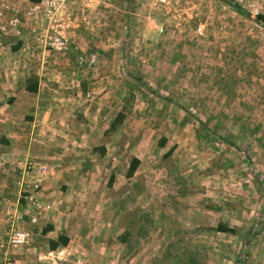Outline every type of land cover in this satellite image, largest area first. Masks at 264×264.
Here are the masks:
<instances>
[{"label": "rangeland", "instance_id": "1", "mask_svg": "<svg viewBox=\"0 0 264 264\" xmlns=\"http://www.w3.org/2000/svg\"><path fill=\"white\" fill-rule=\"evenodd\" d=\"M156 2L79 0L70 15L83 36L120 41L75 63L94 84L113 73V151L148 166L103 192L97 217L119 212L134 246L157 241L144 264H253L264 246V23L230 0ZM72 38L60 54L77 51ZM86 200L82 216L96 211Z\"/></svg>", "mask_w": 264, "mask_h": 264}, {"label": "crops", "instance_id": "2", "mask_svg": "<svg viewBox=\"0 0 264 264\" xmlns=\"http://www.w3.org/2000/svg\"><path fill=\"white\" fill-rule=\"evenodd\" d=\"M78 1L70 3L55 24L62 36L73 37L77 51L60 54L47 48L25 24L22 37L0 33V264H6L8 256L17 264H144L142 252L148 248L151 253L157 244L134 246V234L123 228L119 212L110 211L104 220L97 217L100 195L115 193L117 184H130L148 166L136 156L139 164L129 177L133 161L124 158L121 163V153L113 151L115 131L123 122V115L115 119L105 114L112 98L120 96L113 89V73L106 71L104 82L97 79L94 84L95 76L75 63L81 56L88 61L101 57L100 45L120 43L115 35L102 40L82 35L70 17ZM120 55L125 57L108 51L105 57L115 62ZM88 92L96 94L90 102ZM118 118L122 121L116 124ZM122 147L118 149L125 151ZM28 163L47 172L27 178L23 185ZM37 178L42 182L39 196L51 209L32 224L36 212L28 200V183ZM89 196L96 211L86 210L82 216L79 211ZM16 223L32 234L27 247L7 245ZM253 251L258 254L253 264H264V246L257 243Z\"/></svg>", "mask_w": 264, "mask_h": 264}, {"label": "built area", "instance_id": "3", "mask_svg": "<svg viewBox=\"0 0 264 264\" xmlns=\"http://www.w3.org/2000/svg\"><path fill=\"white\" fill-rule=\"evenodd\" d=\"M25 0H0V33L13 34L17 37L23 36V25L27 26L30 32L43 43L47 48L55 52H64L69 48L68 40L58 33L55 24L58 17L67 9L68 5L75 0H27L28 7L23 4ZM110 1V0H109ZM157 4H166L167 0H157ZM230 3L239 10L246 13L253 20H258L264 16V0H230ZM10 14L7 22L3 19ZM204 26L198 28L200 34L204 33ZM88 93L87 97L90 98ZM47 172L44 167H35L28 163L23 170V185L27 178L39 177ZM28 200L35 210V215L31 216V223L37 224L43 212L50 211L51 205L42 202L39 193L42 189L40 178L28 183ZM32 234L29 230L22 228L18 223L12 228L7 245L12 248H23L30 244ZM6 264H17L13 256H8Z\"/></svg>", "mask_w": 264, "mask_h": 264}, {"label": "trees", "instance_id": "4", "mask_svg": "<svg viewBox=\"0 0 264 264\" xmlns=\"http://www.w3.org/2000/svg\"><path fill=\"white\" fill-rule=\"evenodd\" d=\"M258 21L264 23V16L259 17ZM29 91H34V88H29ZM120 117H122V115ZM121 121L122 120L119 119L118 121H116V124L117 123L119 124ZM138 164H139V161L138 160H136V159L133 160L132 165H131V168H130V171H129V174H128L129 177H131L134 174V172H135ZM217 230L218 231H221V232H232L233 231L232 229L227 228V227H224V226H219L217 228ZM65 244H66V242L63 239H61V245H65ZM52 248L55 249L56 248V245H53Z\"/></svg>", "mask_w": 264, "mask_h": 264}]
</instances>
